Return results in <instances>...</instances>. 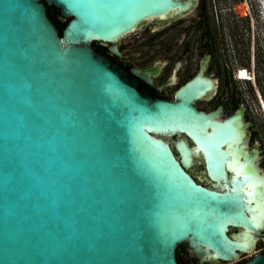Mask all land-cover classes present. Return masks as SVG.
I'll use <instances>...</instances> for the list:
<instances>
[{
  "label": "water",
  "instance_id": "1",
  "mask_svg": "<svg viewBox=\"0 0 264 264\" xmlns=\"http://www.w3.org/2000/svg\"><path fill=\"white\" fill-rule=\"evenodd\" d=\"M196 0H0V264H221L264 228L261 150L243 105L143 91L122 38ZM64 22L58 27L49 8ZM241 264H264V251Z\"/></svg>",
  "mask_w": 264,
  "mask_h": 264
},
{
  "label": "rangeland",
  "instance_id": "2",
  "mask_svg": "<svg viewBox=\"0 0 264 264\" xmlns=\"http://www.w3.org/2000/svg\"><path fill=\"white\" fill-rule=\"evenodd\" d=\"M248 2L252 13H256V3L253 0ZM228 6V0H201V5L190 15L182 21L174 22L165 30L144 35L141 27L122 38V51L128 60L137 65H148L155 59L167 58L170 68L177 59L186 61V70L170 91L192 75L194 70L190 69L191 66L204 53H211L209 72L218 80V89L211 99L199 101L198 107L211 110L222 104L223 116L232 113L239 105L246 107L244 118L251 123L248 127V146H256L261 150L258 165L264 170V115L257 97L260 92L264 99V38L260 33L262 25L258 16L254 15L255 27L248 26L245 15L238 17ZM199 19H203L199 25L192 23V20ZM241 69L253 73L254 79H237V73ZM248 258L243 255L237 261L221 264H241Z\"/></svg>",
  "mask_w": 264,
  "mask_h": 264
},
{
  "label": "flooded vegetation",
  "instance_id": "3",
  "mask_svg": "<svg viewBox=\"0 0 264 264\" xmlns=\"http://www.w3.org/2000/svg\"><path fill=\"white\" fill-rule=\"evenodd\" d=\"M253 1L257 5V6H254V8L256 9V13L255 12L252 13L248 0H228V5H229L228 8H231V11L233 12V14L237 15L238 17L242 18V15H245L244 19L249 26V25H252V22H251L252 17L254 18V15L259 16V13H258V5L259 4L256 2L257 0H253ZM243 4H246L247 7L244 5L243 12H238L236 7L243 5ZM200 5H201V0H196V4H195L194 8L190 12H188L182 16L176 17V18L167 17V19L164 20L160 25H157V22L155 20L151 21L150 23L143 26L142 30H143L144 35L155 34L156 32H160L162 30L167 29L174 22L182 21L184 18H186L188 15H190L193 12V10L195 8H197V6L199 7ZM254 8H252V9L254 10ZM202 20L203 19H199V20H195V21L192 20V23L193 24L197 23V25H199L202 22ZM119 50L122 54L121 59L112 55L106 48L97 47L98 52H100L103 55L108 56L114 63H117L129 75H131L130 69L132 67H138V68H142V69L156 67L157 70L153 71L150 74L151 83H147L140 78H137V81L140 84V87L142 88V90L147 92L148 94L155 96V97L169 98V99H173L174 92L180 86H182L185 82L190 80L194 75H196L198 72H200L202 60L205 56H208V59L204 64L203 75L205 77H209L210 79H212L213 84H214V90L212 92L208 93L209 94L208 97L196 100L197 108L200 109L198 107L199 101L211 99L217 93L218 80L216 79L214 74L209 72V64L211 63V58H212L211 53H204L200 57L198 62L191 66L190 69L194 70L192 75L187 80H185L183 83L179 84L173 91H170L171 87H173L175 84H177L179 82L180 78L183 75V71L186 70V68H187L186 61H184L183 59H177L173 62L172 66L170 68H168L169 63H168L167 58L166 59L165 58L155 59L151 63H149L148 65H137V64L132 63L130 60H128L125 57V55L122 51V43L121 42L119 44ZM190 69H189V71H190ZM218 106H221V115H222L223 105L218 104L214 109H216ZM240 106L241 105H239L235 110L240 108ZM214 109H211V110H214ZM205 111H210V110H205ZM245 111H246V107L244 110V115H245ZM232 113H230V114H232ZM244 120H245V118H244ZM260 243H264V233L256 241L255 247L259 246ZM243 255H248V252L243 253L240 256L242 257ZM186 264H196V261L193 258H187Z\"/></svg>",
  "mask_w": 264,
  "mask_h": 264
},
{
  "label": "bare ground",
  "instance_id": "4",
  "mask_svg": "<svg viewBox=\"0 0 264 264\" xmlns=\"http://www.w3.org/2000/svg\"><path fill=\"white\" fill-rule=\"evenodd\" d=\"M256 2L259 4L258 5V13H259L258 18L260 19V23L262 25L260 33H261V36L264 38V0H257ZM244 5L246 6V4L237 6L236 7L237 11L238 12H243ZM150 21H153V20H150ZM251 22H252V27H255V20H254L253 17L251 19ZM253 49H254V42L252 43V50ZM252 65H254V55L252 57ZM236 78L239 79V80H249V79L251 80V79H254V74L249 72L248 70H245V69L242 70L241 69V70L238 71ZM257 97H258V103L260 104V106L262 108V111L264 112V99L261 96L260 92H258ZM252 251H253V249H251V250L249 249L247 252L250 254ZM239 258L240 257H237V258L233 259L232 261H237V260H239Z\"/></svg>",
  "mask_w": 264,
  "mask_h": 264
},
{
  "label": "trees",
  "instance_id": "5",
  "mask_svg": "<svg viewBox=\"0 0 264 264\" xmlns=\"http://www.w3.org/2000/svg\"><path fill=\"white\" fill-rule=\"evenodd\" d=\"M50 11H49V15L51 17V19L53 20V22L55 23V25L58 27V30H59V34L61 33V29L63 28L64 26V22H60L58 17H57V14H58V11L55 9V8H49ZM52 9V11H51Z\"/></svg>",
  "mask_w": 264,
  "mask_h": 264
},
{
  "label": "built area",
  "instance_id": "6",
  "mask_svg": "<svg viewBox=\"0 0 264 264\" xmlns=\"http://www.w3.org/2000/svg\"><path fill=\"white\" fill-rule=\"evenodd\" d=\"M259 108H260L262 114L264 115V112L262 111V108H261L260 104H259ZM262 232L264 233V228L262 229ZM262 251H264V243H263L262 246L259 245V246L255 247V248L253 249V251H252L250 254L248 253L247 256L250 257V256H252L253 254H256V253H258V252H262ZM239 259H240V258H239Z\"/></svg>",
  "mask_w": 264,
  "mask_h": 264
}]
</instances>
